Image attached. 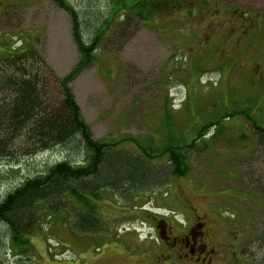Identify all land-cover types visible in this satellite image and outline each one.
<instances>
[{"label": "rangeland", "instance_id": "rangeland-1", "mask_svg": "<svg viewBox=\"0 0 264 264\" xmlns=\"http://www.w3.org/2000/svg\"><path fill=\"white\" fill-rule=\"evenodd\" d=\"M112 2L95 5L107 13ZM123 2L130 0H114L119 8L104 25L95 60L71 84L96 139H125L121 147L132 151L130 137L190 142L203 123L249 100L256 102L254 120L264 126V0H162L148 20ZM30 47L60 77L80 62L71 16L54 0H0V65L5 52ZM167 112L172 123L164 119ZM222 126L204 131L188 150L187 175L135 196L103 191L102 231L77 230L80 207L68 198L63 213L43 212L27 252L4 244L0 264H157L170 246L160 241L155 218L166 215L181 230L167 213H192L176 199L184 193L215 224L210 242L224 254L217 264H264V239H258L264 195L248 183L243 167L258 165L264 152L251 123L237 117ZM63 156L55 150L16 166L0 162V199Z\"/></svg>", "mask_w": 264, "mask_h": 264}, {"label": "trees", "instance_id": "trees-1", "mask_svg": "<svg viewBox=\"0 0 264 264\" xmlns=\"http://www.w3.org/2000/svg\"><path fill=\"white\" fill-rule=\"evenodd\" d=\"M54 1L71 16L80 62L68 75L60 77L32 47L3 54L5 62L0 65V162L16 166L29 160L37 161L55 150H62L66 156L45 163L42 170L2 196L0 249L8 244L21 253L27 252L31 234L43 221V212L50 217L63 213L68 198L80 207L75 219L77 230L83 234L102 231L98 201L103 191L135 196L187 175L190 170L188 150L197 146L204 131L223 127L225 120L239 117L251 123L264 152V126L254 120L252 110L256 102L253 100L245 107L235 105L223 115L213 116L212 121L200 126L198 138L190 142L172 136L162 143L150 136L143 142L130 137L127 139L135 144L132 151L121 147L125 139L114 142L96 139L83 117L71 84L95 60L104 25L109 23V16H113L119 6L112 7L113 0L106 13L95 5L97 0ZM161 2L130 0L129 4L123 2L120 6H126L136 17L148 20ZM103 16L107 18L100 25ZM44 68L50 72L49 79L43 77ZM164 119L172 123L168 112ZM206 148L207 144H204ZM258 159L256 166L254 162L243 165L244 176L264 195V155ZM157 160L163 163L157 166L154 164ZM258 239H264V219Z\"/></svg>", "mask_w": 264, "mask_h": 264}, {"label": "flooded vegetation", "instance_id": "flooded-vegetation-1", "mask_svg": "<svg viewBox=\"0 0 264 264\" xmlns=\"http://www.w3.org/2000/svg\"><path fill=\"white\" fill-rule=\"evenodd\" d=\"M168 194L169 192H166V195ZM176 196L178 203L191 210L192 213H188L185 217H178L172 210L171 213H167L173 214L172 220L177 225L184 226L181 230L171 225L166 215H158L155 218L160 241L170 246V251L164 255V251L161 253L159 261L156 260L157 264H217L216 262L224 258V254L210 242V230L215 226L214 222L207 213H199L185 193L176 194ZM173 233L177 234L173 235ZM206 238L209 240H205ZM162 250H165V247Z\"/></svg>", "mask_w": 264, "mask_h": 264}]
</instances>
